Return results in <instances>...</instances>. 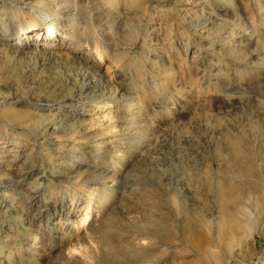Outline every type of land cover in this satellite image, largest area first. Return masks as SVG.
Masks as SVG:
<instances>
[{
  "label": "rangeland",
  "instance_id": "obj_1",
  "mask_svg": "<svg viewBox=\"0 0 264 264\" xmlns=\"http://www.w3.org/2000/svg\"><path fill=\"white\" fill-rule=\"evenodd\" d=\"M117 1L126 26L117 36V26L87 22L60 35L34 33L20 48L11 38L20 33L22 42L29 24L69 6L0 0V145L14 146L11 171L33 159L46 170L26 187L47 184L37 203L52 207L41 221L50 227L29 245L39 227L27 220L30 196L0 195V264H264V0H219L227 10L212 0ZM119 41L114 57L107 44ZM72 109L69 125L49 138L45 126ZM44 146L59 157L53 175ZM118 152L127 155L115 160ZM113 169L126 187L83 174L109 177ZM65 200L70 221L56 211ZM90 207L92 219L74 234L70 226ZM185 211L210 221L202 243L209 252L188 247ZM231 218L251 233L228 245Z\"/></svg>",
  "mask_w": 264,
  "mask_h": 264
},
{
  "label": "bare ground",
  "instance_id": "obj_2",
  "mask_svg": "<svg viewBox=\"0 0 264 264\" xmlns=\"http://www.w3.org/2000/svg\"><path fill=\"white\" fill-rule=\"evenodd\" d=\"M87 1L91 2L93 8L96 11V12L94 11L96 14V17H94L95 18L94 20H92V19L88 20V18H87L88 15L86 16V11L88 9H90L89 5L85 4ZM117 2H118L117 0H62L61 6L62 7L69 6V10L65 9L64 12L58 11L54 18H50L46 21H43L42 23L40 21H35V22L29 24L27 26V30L25 31V33L27 35L23 39V41L21 42L22 35L20 33H17V35H15L13 38H11V40H12L11 43H16L17 41H20V44H21V45H19L20 48L26 47L29 45V42H30L29 40L33 38L34 33L36 34L37 32H39L40 34H43L46 36H49L52 34L60 35L63 33H68L67 31H69V32L71 30L73 31L80 24L85 25V24H87V22H91V23L97 22V24H99L101 22L107 23L108 27L111 29L114 27L116 28V26H117V29L114 32V34L117 36V33L119 31L124 32L126 30V26L122 22H120V18L116 15V12H115L116 8L118 7ZM218 2H219V0H214V1L212 0V3H210V7L213 6L214 8L218 9L217 8L219 6ZM262 6H264V5H262ZM219 8L221 10H227L230 7H229V5H227V6L220 5ZM257 8L259 9V7H257ZM94 12H93V14H94ZM63 16L65 17V21L62 23L60 21V19ZM91 18H92V16H91ZM118 26H119V28H118ZM102 31H104V28H102ZM99 35L101 36V40L104 39V32L99 33ZM113 36L114 35H112V37ZM120 43H121L120 41L117 42V45H115V48H113V46H112L113 43L107 44V46L111 45V47L109 49H112L111 55H113L114 57H117L118 55H122V54H119L117 52L118 44H120ZM44 44H46L45 41H42L40 43V45H44ZM196 60H198V58ZM144 79H146V78H144ZM148 86H150V85L148 84ZM151 86H153V85H151ZM70 106H74V107L79 106L80 107L81 104L78 105V104H76V102H74V103L70 102ZM109 107H111V105H109ZM76 113H78L77 109H72V110H70V111H68L62 115L59 114V116L56 119H53L52 122H49V125L45 126V131H48V126L51 127V129L49 131V133H50L49 138H51L52 136H58L59 137V134L62 131H64L65 126L69 125L70 120L72 119V117H75L74 114H76ZM166 114H168V112L164 111V113L162 115H166ZM130 121L132 122V120H130ZM127 129H128V131L130 130L129 127H127ZM36 132H37V129H36ZM42 132H43V130H42ZM127 137H129V140H128L129 143H132V141L135 140V137L131 136L130 134H128ZM7 146L8 145L7 144L5 145V143L0 145V155H1L0 158H5L4 160L6 161V163H5L6 167L0 168V174H3V175L10 174V176H9V178L8 177H1L0 178V195L3 196V198H8L7 197L8 194H11L12 196L15 197V195L22 192V195L30 196V203H31V206L34 207V213H33V218H29L27 216V220H28L31 228H33V226H34L31 224V222H33L35 220L39 221V223L37 224V225H39V227L33 228L36 231V234L34 235V241L31 243L29 242V245H33L34 243H38V241L41 240V238H42L41 235H44L46 233L47 226L51 224L50 222H48V223L46 222L43 224V223H41V221H42L43 215H47V214L50 215L49 211L52 210V207H49V205L46 202L43 203V205H41V206H40V203H37L38 202V195L40 193H42V192L44 193L46 191L45 187L47 184L44 186L43 185H41V186L37 185L33 188V190L29 191L30 188L26 187V184H27L26 180L32 176H34L35 178H39V177L43 178V175H45V173H43V172L46 170H44L33 159V160H31V163H29L26 166H23V169H24L23 171H21V172L18 171V173L11 171L10 169H11V166L13 165L12 160H15L16 156H15V153L12 156L10 155L11 151H13L14 146H9V147H7ZM3 149H5V151H3ZM57 149H60V147H58ZM41 150H44L43 154L48 159L46 164L48 165V163H49L50 166L52 165L51 174L53 175L54 173L59 172V169L55 168L56 167L55 162L59 157L55 156L52 153L53 148H50L48 146H44L41 148ZM6 151H7V153H9L10 156L5 155L4 152H6ZM63 154H66V153L64 152ZM126 155L127 154L122 156V153L120 154L118 152L117 155L115 156V160L116 159L121 160V159L125 158ZM27 159H29V156L25 157V160H27ZM1 160H3V159H1ZM73 160L74 161H80L81 165L88 168V166H87L88 164L83 159L75 157V159H73ZM37 164L39 166H36ZM124 164H126V163H124ZM116 170L117 169H113V171H112L113 174H111V175L109 174L110 175L109 177L105 176L102 173L99 174V173H96V172H93L90 170H83V174H85L84 175L85 178L90 179V181H96L97 183H100L102 186L111 187L112 189H119L122 187L123 188L126 187V185L128 184V181L124 177H117L118 175L115 177L114 174L116 173ZM78 175H80V174L74 175L73 178H79ZM104 178H105V180H104ZM67 179H69V178H67ZM88 179H85V180H88ZM43 180H47V178H45ZM107 180H112V181L110 183H108ZM44 183H49V181L48 180L44 181ZM87 197L88 198H86V201L89 202L90 198H89V196H87ZM6 200L8 201L7 206L14 208L12 200L11 201L8 199H6ZM72 204H73L72 201L70 202V201L65 200V202L62 201L60 206L57 207L56 211H59L61 213L62 219H68L69 220L68 210L70 211V209L73 208ZM36 205L40 206V207H35ZM88 205H89V203H88ZM185 206L187 207V205H185ZM6 210L7 209H5V211ZM92 212H93V210L90 207L87 209V212L81 213V215L79 216V218L77 219V221L73 225L70 226L71 223L68 224V226H70L73 229L74 234L80 232L84 228L85 224L92 219V217H93ZM190 214H189V211H185L182 214L184 219L186 218L184 229L186 231L190 232L193 236L192 238H189V237L186 238L188 240L191 239L190 241H187L188 247L194 253H199V252H202V253L206 252L207 253V252H209V249L206 247L204 248L202 243L205 240L204 238L207 236V233H210V231H209L210 221L208 219H206L205 214L199 215L198 218L195 217V221H193L190 218L191 217ZM178 215H180V214H178ZM180 217H181V215H180ZM183 217H181V218L183 219ZM154 218H156V216ZM71 219H74V217ZM151 220H153V219H151ZM48 227H50V226H48ZM199 227H201L203 229L200 230ZM68 228H67V230H68ZM228 228L230 231V237L228 239V245L229 244L231 245L234 241L235 242L241 241L242 238L240 240V237L248 236L251 233L250 225L248 226L245 222H241V221L237 222L233 218L230 219V221L228 223ZM186 231H184V233ZM190 233H188V234H190ZM54 235H56V234H54ZM187 236H189V235H187ZM49 239H50V237H49ZM34 247H38V246L35 244L34 246H32V248L34 249ZM76 250H77L76 248H73V251H76ZM139 264H143V263L139 262Z\"/></svg>",
  "mask_w": 264,
  "mask_h": 264
}]
</instances>
